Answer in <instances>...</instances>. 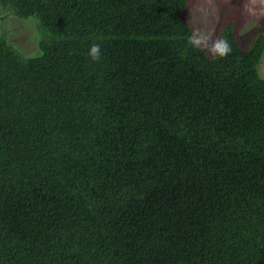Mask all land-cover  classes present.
Here are the masks:
<instances>
[{"label":"trees","instance_id":"trees-1","mask_svg":"<svg viewBox=\"0 0 264 264\" xmlns=\"http://www.w3.org/2000/svg\"><path fill=\"white\" fill-rule=\"evenodd\" d=\"M186 3L0 0V264H264V33L209 56Z\"/></svg>","mask_w":264,"mask_h":264},{"label":"rangeland","instance_id":"rangeland-1","mask_svg":"<svg viewBox=\"0 0 264 264\" xmlns=\"http://www.w3.org/2000/svg\"><path fill=\"white\" fill-rule=\"evenodd\" d=\"M181 16L193 33L199 31L213 39H221L222 25L225 20L231 19L242 48H247L257 33H264V0H187ZM30 19L19 18L0 5V35L5 34L14 46L21 49L18 50L23 57L38 53L37 30ZM201 48L212 56L203 46ZM257 67L263 75L264 51Z\"/></svg>","mask_w":264,"mask_h":264},{"label":"clouds","instance_id":"clouds-1","mask_svg":"<svg viewBox=\"0 0 264 264\" xmlns=\"http://www.w3.org/2000/svg\"><path fill=\"white\" fill-rule=\"evenodd\" d=\"M188 43L195 48L203 46L213 57H225L232 51L231 46L225 39H213L211 36L199 31L194 32L193 35L188 38ZM88 55L92 60L99 61L101 58L100 44L93 43L89 48Z\"/></svg>","mask_w":264,"mask_h":264},{"label":"water","instance_id":"water-1","mask_svg":"<svg viewBox=\"0 0 264 264\" xmlns=\"http://www.w3.org/2000/svg\"><path fill=\"white\" fill-rule=\"evenodd\" d=\"M185 8H186V6L184 7V9H185ZM184 9H183V10H184ZM181 17H182V16H181Z\"/></svg>","mask_w":264,"mask_h":264}]
</instances>
